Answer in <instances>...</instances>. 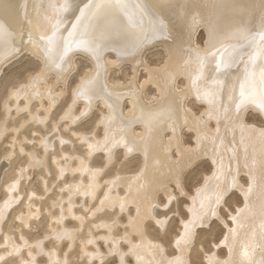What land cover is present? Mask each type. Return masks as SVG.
Here are the masks:
<instances>
[{"label": "bare ground", "instance_id": "1", "mask_svg": "<svg viewBox=\"0 0 264 264\" xmlns=\"http://www.w3.org/2000/svg\"><path fill=\"white\" fill-rule=\"evenodd\" d=\"M199 31L205 33L203 45L196 39ZM155 47L166 53L159 67L145 58ZM24 52L41 61L42 68L10 91L3 105L6 117L0 123V138L8 130L12 110L29 115L13 129L14 135L28 122L44 127L52 108L66 93L56 87L65 85L78 55L92 66L73 88L71 104L59 122H66L68 130L97 105L101 107L96 124L101 135L72 130L85 146L86 156L61 151L62 157H54L57 178L69 173L77 179L64 186L65 197L52 203L59 209L52 219L60 228L53 226L49 236L57 243L69 240L73 245L87 220L74 210L79 198L86 210L90 208L87 204L96 202L89 212L94 218L89 237L81 241L85 264H101L109 255H116L120 264H130L128 257L131 264H192L190 251L197 229L213 218L226 226L221 246L227 254L220 257L216 246L204 264H264V0H0V72ZM124 65L133 70L130 80L111 81L112 70ZM142 70L146 77L138 83ZM50 75L55 82L47 80ZM149 86L156 90L151 98L145 94ZM32 101L39 102L38 110H30ZM192 102L203 107L201 114L194 111ZM79 104L82 111L76 113ZM251 111L261 116L263 125L247 122ZM59 130L54 122V128L39 139L43 156L25 151L18 141L27 161L18 179L6 185V198L0 202V231L19 199L15 192L21 178L28 175L27 169H47L46 153L55 143L68 142ZM184 134L192 135V145L184 141ZM119 153L123 161L138 157V168L116 171L102 181ZM99 154L102 167L92 163ZM202 160L211 163L212 172L190 194L183 177ZM3 166L1 163L0 173ZM234 190L243 202L231 214L229 225L220 206ZM160 195L165 197L164 203ZM178 195L189 199L185 219L179 215ZM29 205L27 214L19 217L26 225L39 215L38 207ZM104 212L113 213V218L95 219ZM122 214L127 216L125 224L119 218ZM177 215L182 227L174 240L176 253L170 255L162 242L149 236L146 225L152 222L162 232ZM68 217L78 222V228L64 224ZM118 226L124 228L121 236L115 234ZM94 231L103 233L97 236ZM99 239L107 253L101 250ZM5 240L8 251L0 254V260L6 254L21 257V250L26 249L30 258H21L22 264H38V253L47 256V264L67 262L57 250H46L41 240L30 243L21 236L19 244L8 235Z\"/></svg>", "mask_w": 264, "mask_h": 264}, {"label": "rangeland", "instance_id": "2", "mask_svg": "<svg viewBox=\"0 0 264 264\" xmlns=\"http://www.w3.org/2000/svg\"><path fill=\"white\" fill-rule=\"evenodd\" d=\"M200 45L204 44L205 33L204 31H199L196 37ZM145 58L151 66L159 67L164 64L166 53L161 47H155L146 52ZM91 62L86 59L84 56H77L75 59V68L73 72L69 75L66 80L65 85L58 84L56 90H65V95L61 97L59 102L52 108L48 122L45 123L44 127L39 124H34L28 122L23 128L18 130V133L14 135L13 129L15 127L21 126L23 120L29 119V115L26 111H22L19 114H16L15 110H12L11 117L8 118L6 125L8 127L7 132H5L0 138V165H4L0 173V202L4 201L7 195L5 190L6 185L16 181L18 179V172L22 167L25 166L27 161V153L22 152L18 148V141L20 140L21 147L25 151H35L38 156L44 155V150L39 145V139L41 136L48 134L54 128V122L58 124L60 133L62 136L68 139V142H65L61 145L55 143L45 156V169L44 167L27 169V176L21 178L18 184V191L15 194H19L17 199L18 201L9 209L5 220L1 224L0 231V254H5L8 251V247L5 245V237L12 236L19 244H22L21 236L27 239L28 242L34 243L36 241H43L42 245L46 250H57V254L60 258H65V264H85L86 259L82 258L81 254V241L88 239V229L92 228V220L90 218L91 207H95L96 202L89 205L88 210L83 207L82 200L76 198V205L74 210L79 214H82L87 220L85 226L81 231L76 233V239L73 242V245L70 246L69 240H62L57 243L53 237L49 236L53 233V226L55 228H60L54 218L59 212L58 208L53 207L52 203L56 202L59 197H65L66 192L64 186L77 179L76 174L70 175L65 173L64 176L59 179L57 178V168L53 162L54 157H62V152L70 153L72 155L86 156L85 146L74 136L73 131L77 132H91L95 131L98 135L102 134L100 128H96L97 121L101 118V107H97L93 112L83 121H80L74 126H70L69 129H65L66 122L62 121L60 118L63 112L71 104V94L75 85L78 84L80 78L91 68ZM41 61L29 55L27 52L22 53L20 56L16 57L11 61L6 67H4L0 72V123L5 119V109L3 107L5 101L9 98L10 91L12 89L18 88L20 85L28 82L29 78L38 74L41 70ZM38 72V73H37ZM133 70L129 65H124L121 70L115 68L110 74L111 81H120L121 83L128 82L133 76ZM146 77V72L144 70L140 71L138 75V83H141ZM49 82H55V79L50 75L47 79ZM183 80L180 81L179 86H183ZM156 93L154 87L149 86L146 90V97L151 98ZM45 101V100H44ZM12 102V101H10ZM46 102V101H45ZM20 103H23V100H20ZM39 102L32 101L29 105L30 110H38L40 108ZM191 107L197 114H201L203 107L196 102H192ZM103 110V109H102ZM82 111L81 104L76 105L75 112L80 113ZM39 113H43L39 111ZM13 117V118H12ZM248 123H254L259 126L263 125L261 116L255 112L251 111L246 116ZM60 123V124H59ZM53 126V127H52ZM72 127V128H71ZM11 129V130H10ZM67 130V131H66ZM73 130V131H72ZM16 136V137H15ZM15 137V138H14ZM25 137L26 139H24ZM14 142H13V141ZM184 141L188 145H192L194 140L192 135L184 134ZM13 146V148H12ZM13 151L12 156L8 157L9 153ZM62 151V152H61ZM96 158V159H94ZM121 154L117 156V160L109 167L106 168L102 181L105 182L106 178L116 174V171L123 172H133L135 171L139 164L140 160L138 157H133L127 161L121 159ZM3 161V162H2ZM61 162H65L63 159ZM73 164H76V160L72 161ZM92 163L96 166H104L103 157L99 154L92 158ZM120 164V165H119ZM48 171V172H47ZM116 172V173H115ZM212 172V165L208 160H202L195 164L190 170H188L183 177V184L188 193L193 194L194 190L202 184L205 175H208ZM46 179V180H45ZM242 182L247 183L246 177H242ZM43 181H45L46 186L49 188V191L46 192ZM103 182V183H104ZM175 188V186H173ZM175 191L178 193V190ZM34 194L33 197L30 195ZM242 196L238 191H232L229 193L224 200V204L220 206V212L223 219L229 224H232L231 214L235 213L239 207L242 206ZM78 201V203H77ZM165 197L160 195V202L164 203ZM82 203V204H81ZM87 203V202H85ZM189 203V199L185 196L178 195V209L180 217L184 219L187 218L188 212L186 206ZM29 204H35L38 207L39 215L37 217H32L28 225L24 224L23 221L19 219L20 216H25L28 211ZM79 204V205H77ZM31 208H33L31 206ZM35 208V207H34ZM33 208V209H34ZM50 211V212H49ZM51 215V216H50ZM101 215V216H100ZM105 217L107 219L113 218V213L104 212L95 216L96 218ZM180 217L174 216L168 223L167 228L164 231H160L159 228L149 222L146 225L147 233L154 240L162 242L167 252L170 255L176 253L174 246L175 238L180 234L181 230V221ZM120 220L125 224L127 221V216L122 214L119 216ZM64 224L72 229L78 228V222L74 218H65ZM124 228L118 226L115 230L117 236L123 234ZM97 236L101 235L102 231H94ZM226 234V226L218 218H213L207 226H202L197 229V233L194 239V244L190 251V260L192 264H204L206 263L207 254L212 253L215 250V247L218 246L217 253L220 257L224 258L227 254L226 248L221 246L224 235ZM101 250L104 253H107V247L102 240H98ZM60 244V245H59ZM124 249L127 248V245L122 243ZM35 250V248H32ZM127 250V249H126ZM21 257L14 254H6L1 260L0 264H22L21 258L28 260L30 258L28 251L22 249ZM128 262L132 263V258H127ZM36 261L38 264H47V256L44 253H38L36 255ZM53 264H61L54 262ZM92 264H98L93 262ZM101 264H120L117 262L116 255H109L104 262Z\"/></svg>", "mask_w": 264, "mask_h": 264}, {"label": "snow or ice", "instance_id": "3", "mask_svg": "<svg viewBox=\"0 0 264 264\" xmlns=\"http://www.w3.org/2000/svg\"><path fill=\"white\" fill-rule=\"evenodd\" d=\"M242 95H243V93H242ZM261 107L264 108V105H261Z\"/></svg>", "mask_w": 264, "mask_h": 264}]
</instances>
